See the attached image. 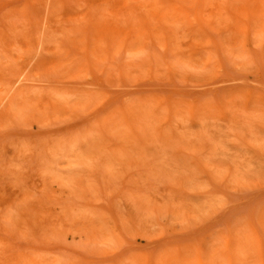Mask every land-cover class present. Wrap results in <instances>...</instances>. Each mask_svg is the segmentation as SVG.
<instances>
[{"label": "rangeland", "instance_id": "obj_1", "mask_svg": "<svg viewBox=\"0 0 264 264\" xmlns=\"http://www.w3.org/2000/svg\"><path fill=\"white\" fill-rule=\"evenodd\" d=\"M19 87L0 264H264V0H0Z\"/></svg>", "mask_w": 264, "mask_h": 264}, {"label": "bare ground", "instance_id": "obj_2", "mask_svg": "<svg viewBox=\"0 0 264 264\" xmlns=\"http://www.w3.org/2000/svg\"><path fill=\"white\" fill-rule=\"evenodd\" d=\"M30 96L27 92L24 91V89L19 87L18 90L15 91L11 95L10 99L5 103L2 110L0 111V122L2 120L6 119L12 113V111L15 109V107L18 103L26 104L27 98H29ZM4 98H5V95H0V106L3 104ZM84 153H86L84 150H81V151H77V150L75 151L74 150V157L80 158V157H82V155ZM86 156H88V154H86ZM14 200H17V199H14ZM26 200H27V198H26V193H25L24 197L20 198V200L18 202H16L15 204H21V203H23V201H26ZM22 221L25 222L26 220L22 219ZM242 248H244V246H236L233 254L238 255Z\"/></svg>", "mask_w": 264, "mask_h": 264}]
</instances>
